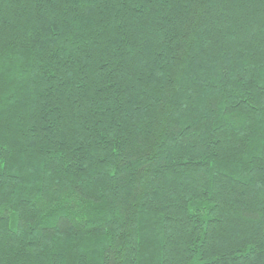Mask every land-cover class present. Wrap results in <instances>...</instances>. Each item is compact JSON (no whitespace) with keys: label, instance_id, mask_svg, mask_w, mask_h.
<instances>
[{"label":"trees","instance_id":"trees-1","mask_svg":"<svg viewBox=\"0 0 264 264\" xmlns=\"http://www.w3.org/2000/svg\"><path fill=\"white\" fill-rule=\"evenodd\" d=\"M0 264H264V0H0Z\"/></svg>","mask_w":264,"mask_h":264}]
</instances>
